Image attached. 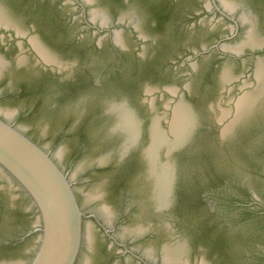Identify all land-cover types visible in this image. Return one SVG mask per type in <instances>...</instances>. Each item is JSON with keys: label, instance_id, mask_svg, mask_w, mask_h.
<instances>
[{"label": "rangeland", "instance_id": "374dc122", "mask_svg": "<svg viewBox=\"0 0 264 264\" xmlns=\"http://www.w3.org/2000/svg\"><path fill=\"white\" fill-rule=\"evenodd\" d=\"M64 2L67 3L66 11L73 13L80 30L86 29L83 18L88 13L87 20L93 26L110 29L112 32L84 34L85 41L80 48L73 47L65 52L55 47V55L64 63L62 68L73 79L83 76L94 80L103 75V84L94 90L91 86L82 87L78 84L65 95L52 82L50 85L46 84L45 76H38L35 70L26 68L13 71L8 74L9 89L15 94L21 91V95L0 101V117L14 124L49 152L74 182L81 181V184H77V190L87 195L82 199L86 210L103 217L111 226L115 225L124 210H130L132 215L122 224L125 226H121L118 235L126 240L135 236L133 248L156 257L165 240L160 244L155 239L140 238L143 237L140 236L143 233L141 228L147 229L154 221L147 203L150 189L138 178V174L123 178L121 182L113 180L111 174L104 172L88 179V183H85V176L92 164L102 162L110 152H114V155L121 154L120 145L108 140L107 130L104 129L106 122L102 123L100 119L108 114L111 105L125 101L142 118L140 111L144 108L141 101L147 99L150 104L155 103L159 115H162L166 111V103L171 100L168 96L169 89H181L190 84L186 101L198 117V131L193 142L178 154L179 181L175 205L164 220L175 233L173 238L186 242L188 255L191 259L198 260L199 264L203 260L209 264L211 261L214 264H229L228 247L223 245L222 249L216 246L217 238L223 233L232 238L230 242L234 244L235 259L244 252L253 255L249 262H259L254 255L258 253L257 247L264 249V227L254 229L253 226L264 225V219L253 222L241 216L243 210L230 205L234 200L248 199L254 202L251 206L253 212H257L261 205L264 206V103L244 118L231 137L226 141L221 138L224 126L230 124L235 117L240 87L251 79L252 60H247L246 67L238 62H231L229 66L223 63L210 73L212 75H208L202 70V66L204 62L212 63L217 56L210 54L204 56L199 63L197 60L195 74L186 82L166 77L160 72L153 74L150 65L157 51L146 43L147 56L151 61L148 59L147 63L139 65L137 69L130 67L129 70L126 62L123 65L111 64L102 74L103 69L114 62L116 55L112 51V45L130 49L142 45L134 38L130 28H114L112 20L115 13L118 17L129 16L126 21L129 25L135 18L132 14L142 12L143 17L137 19L136 24L141 32L158 41L164 39L157 28L151 27L153 16L148 3L145 0H130L129 6L122 7L113 0H97V5L92 4L91 0H81L82 8H86L85 14L75 1ZM227 4L232 6L231 10L227 8ZM238 4L249 8L264 20V2L219 0V6L231 14L237 12ZM98 8L103 12H97ZM210 12L214 13L213 5L210 6ZM16 18L23 28L26 27L22 19ZM213 19L211 17L207 20L216 27L213 36L229 29L230 26L220 18ZM258 35L264 38V28L259 29ZM210 39V35L198 32L195 35L176 36L173 43L176 41V46L197 50L200 46H207ZM243 41L244 36H241L228 46L235 47ZM95 43L100 47H94ZM174 55H181L180 50L172 51L165 61ZM127 56L130 54L122 53L123 58ZM177 67H180L179 72L182 74L188 72L183 69L182 62ZM226 67L231 71V79L236 81L224 85L217 80V84L211 86L210 77L223 79ZM129 83L133 87L130 88ZM149 88L156 90V93L138 97V93L146 92ZM225 111L230 114L224 125H220L219 120ZM114 124L115 122L109 123L108 128L111 130ZM111 158L107 161L113 159ZM3 176L5 182L0 184V264H30L37 250V235L18 247H9L4 243L21 235L28 225L35 224L36 218H32L34 209L19 187L6 174ZM116 189L127 196L126 207L115 200L113 193ZM102 195L105 197L100 198ZM85 225L87 240L89 229H92L91 234L97 240L100 236L96 228L90 226L93 224L87 222ZM94 244L90 253L97 254V243ZM92 254L85 253L86 261L83 263V257L79 264H95Z\"/></svg>", "mask_w": 264, "mask_h": 264}, {"label": "flooded vegetation", "instance_id": "af4514ba", "mask_svg": "<svg viewBox=\"0 0 264 264\" xmlns=\"http://www.w3.org/2000/svg\"><path fill=\"white\" fill-rule=\"evenodd\" d=\"M75 1L76 5L80 7V10L86 14V8H82L81 0H73ZM115 3H119L122 7L129 6L130 0H113ZM148 3V6L152 12L153 20L151 21V27L157 28L164 37V39L158 41V39L150 38L144 35L140 28L138 27L137 19L143 17V13L140 11H136L132 14L133 21L131 24H126V21L129 19V16H120L118 17L117 14H114L113 18V26L116 29H129L134 38L138 41V43H142L141 46L130 49L125 48L123 46L119 47L118 45H112V51L116 55L113 63H110L105 67L102 71V74L109 69L111 64L113 65H123L125 62L127 64V69L129 70L133 68H138L139 65H143L147 63L148 59L151 61L152 59L148 58L147 56V44L152 46L157 52L152 60V65H150L151 72L154 73H162L166 77H173L177 78L180 81H190L197 68V60H203L204 56H209L210 54H216L217 56L212 60L211 58L207 62L203 64L202 70L207 73L208 75L214 70L221 67L224 63L226 66H229L231 62H238L241 66L246 67L248 65V59L252 60L253 70L256 64V56L257 55H264V47L253 51L251 48H256L257 46L260 47L264 45V38H260L259 29L264 28V20H262V16H257L254 12H252L249 8L243 6L242 4H238V9L235 14H231L230 12L222 9L219 6V0H145ZM260 2H264V0H257ZM92 4L97 5V0H91ZM214 8V13L210 12V6ZM67 3L64 0H0V55L5 57L8 61L11 62V65L7 67H0V101L4 100L8 97L14 96L18 97L21 95V91L17 92L16 94L10 91L9 89V73L15 71L26 70V68H30L35 70L38 76H45L46 84L50 85V82L55 84L57 87L61 88L64 91L65 95L66 92L73 86H77L80 84L82 87L91 86L92 89H98L100 87L101 81L104 78L99 77L94 80H88L86 77H79L78 79H73V77L69 76L66 69L62 68L64 63L55 55V47H59L61 50L65 52L73 47L80 48L85 41V36L88 33H96V34H105L111 33L110 29H100L93 26L91 21L87 20V15L83 18V24L85 25L86 29L80 30L78 28L79 24L75 21L73 13H68L66 11ZM228 9H232L230 4H227ZM218 9H220L225 15H222ZM97 12H103L101 9H97ZM17 13V16L16 14ZM19 17L26 23V27H22L19 21L16 20ZM216 19L220 18V20L224 21L227 25H229V29H225L222 34L219 35H212L215 32L216 27L212 24L208 23V19L210 18ZM4 19V20H2ZM213 19V20H214ZM235 20L238 23V30L236 29V25L233 22ZM7 23H5V22ZM11 21V22H10ZM244 21V23H243ZM247 22V23H246ZM6 24V25H3ZM257 28V32L255 30L254 25ZM8 26V27H6ZM248 26V29H247ZM232 27L235 29L232 32ZM249 31V32H248ZM198 32H202L204 34H208L211 36L209 43L207 46H200L197 50L194 49H187L182 46H176L177 42L173 40L176 36H183L186 34L195 35ZM256 34H255V33ZM248 33V36H247ZM254 33V34H253ZM85 34V36H84ZM241 36H244V41L242 44L231 47L228 46L229 43L237 40ZM253 36V37H252ZM255 36V37H254ZM257 36V38H256ZM253 38L259 39L261 44L258 42V45L253 44ZM252 40V41H251ZM263 40V42H262ZM163 41V42H162ZM246 42L248 43L246 45ZM145 43V44H144ZM94 47H100L95 43ZM144 44V46H143ZM245 44V45H244ZM250 47V48H249ZM239 48V49H238ZM48 49L50 53L46 50ZM180 50L181 55H174L171 59H167L168 55L172 51ZM238 49V50H237ZM236 52H235V51ZM244 50V54L242 56H238ZM241 51V52H240ZM126 52L130 54L125 58L122 57V53ZM26 56L28 59L25 63L20 65L19 59ZM183 63L184 68L188 70L185 74H182L180 71V63ZM193 63V64H192ZM192 64V65H191ZM32 65V66H31ZM263 64L259 63L255 70V77L257 81L260 83L259 75L261 71H264L262 66ZM30 66V67H29ZM260 68H259V67ZM257 69H259L257 71ZM261 69V70H260ZM227 71V72H226ZM231 71L228 69L224 71L223 79L220 78H211V86H215L217 84V80H220L222 84L229 85L234 82V79H231L230 74ZM258 72V73H257ZM252 79V78H251ZM230 80V81H229ZM230 83H229V82ZM236 81V80H235ZM132 83V82H131ZM129 83V84H131ZM133 87V84L130 85V88ZM74 88V87H73ZM190 84H187L186 87H182L181 89L172 88L169 89L168 96L171 97V100L167 102L171 108L166 110L165 112L168 113V119L162 120V126L166 129V133L161 128L158 122L154 121V113L151 110V104L149 100L143 99L141 101L143 110L140 112L142 113V118H140L143 128V137L138 145L124 157L119 155H113L112 160L107 161V159H103L100 163H94L90 167V171L86 174L85 183H88V179L93 178L96 174L100 172L111 174L113 180H117V182H121L123 178H126L131 175H137L138 178L149 187L150 189V197L147 201L150 209V216L153 218V224L149 225L147 229L141 228L143 233L140 238L144 240H152L155 239L156 242L160 244L165 240L163 244L160 246V251L156 257H153L151 254H144L143 252H139L133 248L135 236L130 237L129 240L123 239L118 235V230L121 229V226H125L127 219L131 217L132 213L130 210H124L121 215L119 216L115 225H109L108 222L98 214L86 210L85 206L82 204V199L86 195L85 193H81L77 190V184H81L80 182H74L71 177H69L70 182L73 184V188L80 205L81 210L86 214L88 217L84 220L83 225V244L79 259L76 264H79L80 260L83 259V263L85 260V253L87 255L92 254L90 253L93 250V244L97 243L96 246L98 249L97 254H92L95 264H164L169 263L166 256L168 250L174 248L176 245H171L166 247L169 243L173 242L174 239L178 240L182 243L181 239L174 237L175 234L173 231L170 230L169 225H166L164 218L170 212V210L159 211L152 201V183L149 179V171H148V163L145 158L144 149L148 144L149 141V130L151 132L153 123L156 124V131L162 133L166 137L174 138V132L177 134L179 129L181 128V124L178 123L176 120V111L179 107L185 105L190 108L187 104L183 102H179L182 96L185 98L189 93ZM168 91V90H167ZM240 91V89H239ZM156 93V90L149 88L146 92L138 93V97H148L151 94ZM262 94V93H261ZM260 94V95H261ZM240 95V93H239ZM257 94H250L249 96H244L246 99L249 97H255ZM241 97L236 103V114L234 117L235 121H232L229 125L228 129L232 128L236 121L239 120V113H238V106L239 103L245 98ZM179 102V103H178ZM166 103V104H167ZM264 103V102H263ZM262 103V104H263ZM175 106V107H174ZM177 106V107H176ZM173 108V109H172ZM113 109V108H112ZM114 110H112L113 112ZM174 111V112H173ZM130 113V112H129ZM159 113V112H158ZM114 114V112H113ZM175 114V115H174ZM230 113L223 112L221 119L227 117ZM107 115V116H106ZM105 116H101L102 123H105L104 129H106V134L108 136V140L111 143H117L121 145L123 142V137L119 134H111L110 129L108 128L109 123H116V118L111 114H106ZM162 116V115H161ZM239 116V117H238ZM174 118V119H173ZM134 121L136 122L135 118L133 117ZM220 119V121H221ZM244 120V119H243ZM242 120V121H243ZM123 119L117 118V124L113 131L118 133L124 134L127 139L133 140L138 137L136 133H133L135 136L131 137L132 134L128 133L127 131H122L120 124H123V129L125 128V124L128 122L123 121ZM241 121V123H242ZM176 122V124H175ZM137 123V122H136ZM240 123V124H241ZM181 126H180V125ZM139 124L137 123L136 127ZM180 126V128H179ZM107 127V128H106ZM131 127V126H130ZM170 127V128H169ZM239 126H236L235 130ZM168 129V130H167ZM227 129V130H228ZM122 132H121V131ZM232 130V129H231ZM171 132V133H170ZM25 134V133H24ZM158 136H163V135ZM131 135V136H130ZM27 136V135H26ZM137 136V137H136ZM152 136V134H151ZM157 136V141L152 138L155 142H159L160 138ZM153 137V136H152ZM153 141V143H154ZM226 141V140H225ZM126 152V151H122ZM61 168V167H60ZM0 170V184L5 182L4 176L5 173ZM69 176V175H68ZM87 185V184H86ZM22 192V191H21ZM177 194V193H176ZM115 200L122 206L126 207L127 196L123 195L120 190L116 189L113 193ZM87 197V195H86ZM105 196L102 195L100 198H104ZM176 199V198H175ZM254 202L246 200H234L231 202V207L243 210V214L241 215L244 218H247L253 222L261 221L264 219V206L261 205L260 208L257 209V212L251 211V206H253ZM258 205V204H256ZM95 216L98 220L95 219ZM32 218H36V213H32ZM90 222L93 225L91 227H95L96 230L99 232V238L95 240L93 235L91 234L92 229L88 230L89 237H85V229L86 223ZM90 227V228H91ZM264 227V225H254L253 228ZM35 230V225H28V227L24 230L21 235L17 236L16 238H11L7 240L4 245L9 247H18L24 244L29 238L34 237L36 235L28 236L31 231ZM172 235V236H171ZM222 235V234H221ZM218 243L216 246L223 249V245L228 247V254H229V264H264V249L261 247H257L258 253L254 256L258 258L259 262H249V259L253 255L246 254L244 252L241 255L237 256L236 259L233 254V243L230 242L232 238L229 237L228 234H224L217 238ZM244 243V240H242ZM95 245V244H94ZM229 245V246H228ZM231 245V246H230ZM187 246V245H186ZM166 248V249H165ZM230 251V252H229ZM91 255V256H92ZM231 258V259H230ZM166 259V260H165ZM97 261V262H96ZM227 261V260H226ZM225 261V262H226ZM199 264L198 260H193L188 255L187 249V256L184 257L183 261L179 263H169V264ZM87 264V262H86ZM202 264H209L203 260ZM210 264H214L213 261Z\"/></svg>", "mask_w": 264, "mask_h": 264}, {"label": "water", "instance_id": "95a60500", "mask_svg": "<svg viewBox=\"0 0 264 264\" xmlns=\"http://www.w3.org/2000/svg\"><path fill=\"white\" fill-rule=\"evenodd\" d=\"M218 11L222 15H225L220 9H218ZM233 22L235 23L236 29L238 30V23L235 20H233ZM254 27L257 32L255 25ZM234 30L235 29L232 27V32ZM263 47L264 45L251 49L253 51H257ZM46 50L48 53H50L48 49ZM243 54L244 50H242L238 56H242ZM27 59L28 58L26 56L19 59L20 65L25 63ZM255 59L256 64L251 76L252 79H250V81H245L243 86L240 87L239 99L246 94L253 95L256 93L257 95H260L261 93L262 89L259 82L257 81V78L255 77V70L259 63L264 65V55H257ZM9 65H11V62L0 55V67H7ZM226 68L230 71L228 67ZM248 89L251 90L249 91ZM179 102L187 104V102H185L184 96L181 97ZM263 102L264 91L248 108L247 114L235 122L230 134H226L225 131L231 123L224 126L223 130L221 131L222 140L225 141L231 137L235 132L236 126H238L247 115L253 113L258 105ZM112 108L125 109L134 116L136 122L139 124V135L136 139H127L124 134L113 131L117 124V118L113 114ZM170 108L171 106L167 103L165 105V109L169 110ZM190 108L193 110L191 106ZM151 110L154 113V119H159L161 128L166 131V129H164L162 126V120L168 119L169 115L166 112L163 113L162 116L159 115L155 103L151 104ZM108 113L116 118V123L110 130L111 134H119L123 137V142L119 147V151L121 152V156L124 157L138 145L143 137L141 120L136 114L135 110L131 108L125 101L115 102L109 107ZM227 117L221 119V121L219 120V124L224 125ZM197 131L186 144H183L171 151H169L166 147H163L158 152L157 159L161 165H173L172 171L169 175V185L167 189V193L170 196V201L166 206H159L157 201V185L156 183L154 184L152 180H150L152 183L151 199L159 211L169 210L174 205L179 181L178 154L193 142ZM152 144L153 140L149 130V141L144 149L145 158L148 163V171L150 165L147 153L152 148ZM122 151L126 152L122 153ZM113 155L114 152H110L105 159H108ZM0 169L5 172L11 181H13L27 196L28 200L33 206L34 212L36 213V221L34 224L35 230L31 231L29 235H27V237L31 235L38 236L37 250L30 264H76L79 259L83 244L84 220L88 217L80 208L73 184L70 182L68 174L59 167L49 152L36 144L33 140L26 136V134L16 128L14 124L7 122L1 117ZM95 219L98 220L96 216ZM176 244H181V242L174 239V241L169 243L166 247ZM182 244L187 245V243Z\"/></svg>", "mask_w": 264, "mask_h": 264}, {"label": "bare ground", "instance_id": "6f19581e", "mask_svg": "<svg viewBox=\"0 0 264 264\" xmlns=\"http://www.w3.org/2000/svg\"><path fill=\"white\" fill-rule=\"evenodd\" d=\"M2 20H4V19H2ZM6 24H3V25H6ZM6 27H8V26H6ZM256 38H257V36H256ZM259 39L253 38V40H254L253 44L258 45V42L260 41ZM263 40H262V42H263ZM248 43L246 42V45ZM259 43L261 44V42H259ZM263 68H264V66H263ZM258 70L259 69H257V71ZM227 75H230V74H227ZM257 75H259V80L261 83L260 87L262 89L261 90V93H262L264 91V71H261L260 74L258 73ZM259 93H260V91H259ZM246 95L249 96L250 94H246ZM246 95H244V96H246ZM258 95L257 96L255 95V97H251V98L249 97L248 99H246L243 96V98H245V100L241 101L239 103V106L237 107L238 108L237 111H238L239 116H240V117L238 116L239 119H241L243 116H245L247 114L248 108L251 106V104H253L257 100V98H259L260 95L259 96ZM112 110H114L113 112L117 116V118L123 119V121L125 119V121L128 122L127 124H125L124 129H123L124 125L120 124L122 126V127H120V129L122 131H124V132L127 131L128 133H131L132 134V136L130 135L131 137L135 136L133 133H136V135H138V132H139L138 126L136 127L137 123L134 121V119H133L134 116L131 113H129L127 110L122 109V108H114ZM155 120L156 119H154L153 122H155ZM176 120H178V123H180L182 126L179 124L181 126V128L179 126L180 131H178L177 134L174 132L175 135H174L173 139L170 137H166V135L164 136L162 133L157 132L158 131V130L156 131V124L157 123H153V125H152L153 127L151 129V134L153 136V137L152 136L151 137L154 138L155 141H157L156 139H157L158 135H161V134L163 135L162 137L158 136V138L161 137L160 141L158 143L153 140L154 143L152 144V148L147 153V156L149 158V165H150L149 172H148L149 173V179L152 180L154 182V184L156 183V185H157V187H156V190L158 191L157 201H158V204L160 207L166 206L167 204H169V201H170V196L167 193V189H168V185H169V175H170V172L172 171L173 165L172 164L161 165L157 159L158 158V152L163 147H166L169 151H171V150H173V149H175V148H177L183 144H186L187 142L190 141L193 134L197 131V128L199 125V120H198V117L196 116L195 112L191 108H188L186 105H185V107L181 106L177 109ZM123 121H122V123H123ZM158 121L156 120V122H158ZM233 121H235V120L233 119ZM175 124H176V122H175ZM228 127H230V126H228ZM231 129L232 128L226 130L225 133L230 134L232 131ZM164 132L166 133V131H164ZM186 256H187V246L185 244H177L174 248L168 250V252L166 253V256H165V257H167L168 260H166V259L165 260L168 261L169 263H179V262L183 261L184 257H186Z\"/></svg>", "mask_w": 264, "mask_h": 264}]
</instances>
